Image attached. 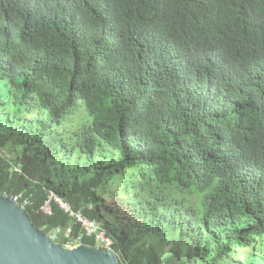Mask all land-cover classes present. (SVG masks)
<instances>
[{
  "label": "trees",
  "instance_id": "obj_1",
  "mask_svg": "<svg viewBox=\"0 0 264 264\" xmlns=\"http://www.w3.org/2000/svg\"><path fill=\"white\" fill-rule=\"evenodd\" d=\"M0 195L123 264H264V0H0Z\"/></svg>",
  "mask_w": 264,
  "mask_h": 264
},
{
  "label": "water",
  "instance_id": "obj_2",
  "mask_svg": "<svg viewBox=\"0 0 264 264\" xmlns=\"http://www.w3.org/2000/svg\"><path fill=\"white\" fill-rule=\"evenodd\" d=\"M0 264H123L111 249L66 248L34 225L27 211L0 195Z\"/></svg>",
  "mask_w": 264,
  "mask_h": 264
},
{
  "label": "built area",
  "instance_id": "obj_3",
  "mask_svg": "<svg viewBox=\"0 0 264 264\" xmlns=\"http://www.w3.org/2000/svg\"><path fill=\"white\" fill-rule=\"evenodd\" d=\"M15 170L19 171L18 169H15ZM11 198L14 199L18 203V200H20L21 195L11 197ZM55 200L60 204L61 208L66 213H68L72 217L76 218L77 221L82 224V229H83L84 235H86L88 237L95 235L100 246L103 245L104 248L111 249L110 246H111L112 242L108 238H106V231L101 229L95 221H91V220L84 218L80 213H75L67 203H64L63 201H61L59 199H55ZM25 204H28L27 200H25ZM42 210L48 215L52 214L49 202L45 204V206L42 208ZM59 234H60V231L58 230L57 233H56V231L52 232L51 235H49V237L54 240ZM52 235H53V237H52ZM70 244H72L74 248L78 247L79 245H82L80 239H78L75 243H70Z\"/></svg>",
  "mask_w": 264,
  "mask_h": 264
},
{
  "label": "rangeland",
  "instance_id": "obj_4",
  "mask_svg": "<svg viewBox=\"0 0 264 264\" xmlns=\"http://www.w3.org/2000/svg\"><path fill=\"white\" fill-rule=\"evenodd\" d=\"M1 153H3V154L6 153L4 156H6V157H8V158H9V157H15V156L17 155V151H16L15 149H11V150L8 149L7 151H5V148H2V149H1ZM106 202H107L108 205L113 206V207H115V208H118V207H120L121 204H122V199H118V200H116V199H114V198H108V199L106 200ZM62 234H63V236H65L67 233L64 232V233H62ZM62 234H59L54 240H53V239H52V240H53L54 242L59 241L58 237L61 236ZM50 235H51V234H50ZM52 237H53V235H52ZM156 245H157V247H158V250L160 251L161 259H164V258L166 257V255H168L167 248L162 247L159 241L156 242ZM65 247H66V248H74L72 244L65 245Z\"/></svg>",
  "mask_w": 264,
  "mask_h": 264
},
{
  "label": "bare ground",
  "instance_id": "obj_5",
  "mask_svg": "<svg viewBox=\"0 0 264 264\" xmlns=\"http://www.w3.org/2000/svg\"><path fill=\"white\" fill-rule=\"evenodd\" d=\"M80 246V245H79ZM104 249V248H103Z\"/></svg>",
  "mask_w": 264,
  "mask_h": 264
}]
</instances>
